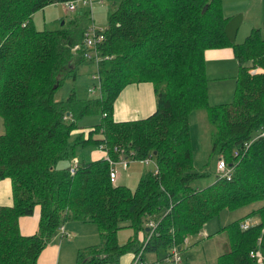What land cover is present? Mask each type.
<instances>
[{
    "label": "trees",
    "instance_id": "1",
    "mask_svg": "<svg viewBox=\"0 0 264 264\" xmlns=\"http://www.w3.org/2000/svg\"><path fill=\"white\" fill-rule=\"evenodd\" d=\"M68 1L0 0V117L5 130L0 135V180L11 181L13 200L11 207H0V264H36L71 220L95 224L102 239L86 249L84 258L79 253L78 264H119L126 253L135 256V264L139 253L144 261L146 254L159 250L171 260L173 250L182 251L187 238L221 212L255 203L262 204L220 229L228 234L230 250L216 264H264L260 30L251 29L239 45L229 41L224 27L230 17L222 12L221 0H119L107 26L94 28V35H103L95 47L84 44L91 25L86 8H75L78 13L58 29L34 27L33 13ZM220 47H231L239 75L233 100L210 105L204 52ZM87 60L96 63L100 94L78 98L73 92L56 101L59 86L75 78L76 67ZM254 69L261 71L251 74ZM143 81L154 86L155 112L142 120L115 121L120 91ZM197 110L205 111L214 127L212 153L231 169L230 178L218 176L202 189L192 187L207 175L197 172L193 161L189 117ZM90 115L100 120L85 130L78 122ZM88 147L100 148L112 164L78 159L77 150ZM120 156L155 160V171L145 173L134 192L110 181ZM60 162L65 165L59 167ZM37 207V233L22 236L18 219L32 216ZM151 217H158L152 231L146 224ZM253 217L256 224L246 222ZM123 221L142 232V244L129 240L118 245Z\"/></svg>",
    "mask_w": 264,
    "mask_h": 264
},
{
    "label": "rangeland",
    "instance_id": "2",
    "mask_svg": "<svg viewBox=\"0 0 264 264\" xmlns=\"http://www.w3.org/2000/svg\"><path fill=\"white\" fill-rule=\"evenodd\" d=\"M119 0H86V4H83L81 0L75 4V8L84 9L89 11V21L91 22L90 28L97 27L105 28L108 24V16L115 7V3ZM222 12L232 8L251 7L254 5L256 12L260 14L259 2L253 0H221ZM65 5V6H64ZM247 9V8H245ZM69 8V5L55 2L46 5L43 9H40L32 14L31 22L38 30L48 29L55 30L61 27L63 21H69V19L78 13ZM242 13V12H238ZM248 16V15H247ZM63 22V23H62ZM260 33L264 38V19L261 23ZM245 23L240 26L236 34L235 43L237 45L244 42L245 37L251 31L244 30ZM211 48L204 52V61L206 67V79L208 89V101L210 105H218V103H228L233 100L235 91L236 80L239 75V66L233 56H219L224 52V49ZM231 49V47H229ZM221 52V53H217ZM232 52V50H231ZM233 55V52H232ZM219 56V57H218ZM235 59V60H233ZM218 60H223L224 66L219 67ZM230 61V62H227ZM76 77L67 78L62 85L56 90L54 99L60 101L68 97L71 93H75L78 98H90L96 97L100 94L99 78L97 75V68L95 61L87 60L76 67ZM260 70H251V74L258 73ZM99 116L90 115L86 116L78 122L81 128L88 130V127L94 126L99 122ZM190 120V137L193 152L194 167L197 172L207 173V175L192 183L193 188H205L213 184L218 177L217 162L219 157L212 153V134L214 133V127L208 122L205 111L197 110L192 112L189 117ZM4 126L2 118L0 117V135L4 134ZM258 132V131H257ZM254 135H256V133ZM78 131H75L77 134ZM262 134V133H261ZM103 153L98 147H88L86 149L77 150L78 159L92 160V153ZM106 159L109 161V157L106 155ZM155 160L146 159L143 161H136L130 159H122L121 156L117 162H114V169L119 174V178L116 184L128 188L130 191H135L138 187L140 179L145 173L155 171ZM111 164L112 162L109 161ZM147 162V163H146ZM67 163V162H66ZM64 162L59 163V167H63ZM125 166V168L123 167ZM139 169V170H137ZM262 203H255L247 207L235 211L224 210L220 213L218 218L211 220L198 235L188 237L186 243L183 245V250L178 251L176 258L164 259L167 255L164 250H159L157 254H146L144 261L141 260L142 255L139 253L136 259V264H216L217 258L230 250L228 234L220 231L221 228L227 226L233 221L244 218L252 210L259 208ZM158 217H151L147 222V226L151 223L156 225ZM247 223L256 224L257 219L255 217L248 218ZM64 226L67 227L69 236L61 237L63 242L60 248V258H58V264H78L81 262V258H84L85 251L88 247L99 246L101 244V236L98 228L93 223H83L80 221H67ZM121 229L117 231V243L120 246L125 245L129 240H135L138 244L144 242L142 232H136L132 227H129V223L123 221L121 223ZM206 234V235H205ZM57 236V233L52 239ZM51 239V240H52ZM259 253L260 251L257 250ZM79 253H82V257H79ZM261 254V253H260ZM258 254V263L263 261L262 254ZM141 255V257H140ZM132 253H126L120 257L119 264H132L135 256ZM253 255L251 254L250 257ZM156 260H162L156 262ZM85 261V260H84ZM139 262V263H138ZM146 264V263H145Z\"/></svg>",
    "mask_w": 264,
    "mask_h": 264
},
{
    "label": "crops",
    "instance_id": "3",
    "mask_svg": "<svg viewBox=\"0 0 264 264\" xmlns=\"http://www.w3.org/2000/svg\"><path fill=\"white\" fill-rule=\"evenodd\" d=\"M73 1L75 2V4H77L79 0H73ZM256 2H259L260 14L259 12H256L254 5H251L252 8L245 6L242 8L229 9L228 11L225 12V16L232 17L238 14V12H242L241 13L242 21L240 26L245 23L244 30L245 29L251 30L253 28H258L260 31H262L261 23L264 19V0H256ZM250 3H253V0H250ZM70 11H74V10H70ZM221 49H224L225 51L222 53L217 52V53H221L218 54L219 56H228V57L231 56L233 58L231 49L229 47H222ZM218 62L220 65L219 67L224 66L225 61L218 60ZM155 110H156V98H155V91L153 84L147 81L130 83L120 91L114 102L113 119L117 122L142 120L151 116L155 112ZM101 152L103 153V156L101 153L91 152L93 157L92 160L95 161L99 159H106L107 158L106 153H104L103 151ZM119 177L120 176L117 173L116 183ZM12 204H13V200H12L11 181L9 179H2L0 180V207H11ZM39 217H40V212L38 207L35 209L34 214L32 216L20 217L18 219V227L20 234L26 237L36 234L38 230ZM66 232H67V227L63 225L61 227V230L59 229L57 231V236H55L52 240H50V242L42 250V252L40 253L39 257L36 260V264H58L57 260L61 256L60 248L63 242L61 237L69 236L68 234H66ZM145 258L147 260V257ZM158 261L156 260V262ZM145 263L148 264L147 262Z\"/></svg>",
    "mask_w": 264,
    "mask_h": 264
},
{
    "label": "built area",
    "instance_id": "4",
    "mask_svg": "<svg viewBox=\"0 0 264 264\" xmlns=\"http://www.w3.org/2000/svg\"><path fill=\"white\" fill-rule=\"evenodd\" d=\"M82 2H83V4H86V0H82ZM65 4L69 5V8L70 9L71 8L73 10L75 9V2L73 0L72 1L65 2ZM95 32L96 31L94 29H92V28H89L87 30V32L85 33V36H84V44H85V46H87V47H90V46L95 47L96 43L99 42L103 38V35L102 34L97 35V36L94 35ZM76 47L77 46H75V48ZM85 55L87 56V58H92L91 57L92 54H90V52H86ZM123 167L125 168V166H123ZM216 168H217L218 176L220 178H227V179L230 178V176H231V169H228L227 164L222 159V157H219ZM116 179H117V172H116L115 169H112L110 171V181L112 183H114V182H116ZM148 226H149V230H151V231L156 228V225H154L152 223L150 225H148ZM242 228L243 229H247L248 228V224L246 223V224L242 225ZM60 230H61V228H60ZM172 253H173V258H176V256H177L178 253L175 250H173Z\"/></svg>",
    "mask_w": 264,
    "mask_h": 264
},
{
    "label": "water",
    "instance_id": "5",
    "mask_svg": "<svg viewBox=\"0 0 264 264\" xmlns=\"http://www.w3.org/2000/svg\"><path fill=\"white\" fill-rule=\"evenodd\" d=\"M242 21V14L238 13L229 18L224 27V32L229 41L234 42L236 38L237 30ZM148 231V229L146 230Z\"/></svg>",
    "mask_w": 264,
    "mask_h": 264
}]
</instances>
